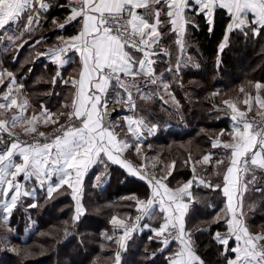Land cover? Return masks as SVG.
Masks as SVG:
<instances>
[{"label": "snow or ice", "instance_id": "obj_1", "mask_svg": "<svg viewBox=\"0 0 264 264\" xmlns=\"http://www.w3.org/2000/svg\"><path fill=\"white\" fill-rule=\"evenodd\" d=\"M193 4L198 6L194 11L206 17L209 31L212 30L214 12L217 8L226 10L230 16L224 40L219 45L220 51L228 41V33L239 30L245 35L251 32L252 36L256 37L261 34V29H264V0H69L67 7L71 14L65 17L63 22L53 19V24L63 29L66 24L78 21L82 24L81 30L77 35L67 39L58 37L60 45L49 49L48 54L54 61L63 64L67 61L62 60L61 55L74 49L80 54L82 71L78 80L63 81L71 82L77 87L72 104L64 105L71 107L72 111L59 114L66 115L71 123L61 124L50 142L41 144L35 140L37 136L48 140V134L38 131L36 123L43 118L45 124L49 122L58 124L59 116L53 120L52 114L45 109L40 116L32 115L26 118L24 113L27 101L18 104L12 95L16 81L12 73H7L9 79L5 86L8 87V92L2 97L5 103H0V117L13 107L17 108V113L10 120L0 118V133H7L12 137L11 142L5 145L3 137L0 136V145H3L0 146V198L12 194L10 201L5 200L3 203L6 213L10 214L17 207L22 196L35 194V188L28 189L21 182L35 177L40 187L45 188L48 198L64 185L72 189L75 201L73 219L78 221L86 211L81 204L82 177L91 165L98 161L102 162L103 154L108 161L122 165L151 186L147 200L129 197L136 202L137 212L141 214L136 216V223L128 226L124 219L112 218L111 224L122 231L114 242L122 249L125 248L132 232L138 230L139 221L143 217H154L156 213L153 209L158 205L159 212L165 214L161 217L160 227L152 229L154 232L152 239H157L161 245L158 251L163 252L173 241H179L180 244L179 249L167 257V264H205L197 255L191 231L186 230L185 226L184 218L193 199L192 192L189 191L193 181L189 180L181 187L172 189L164 182L167 175L157 178L155 174L142 173L131 162L122 160L118 154L131 146L125 141L118 140L114 129L104 123V113L107 110L106 96L113 82L118 88L125 90L126 102L133 109L136 104L132 92L128 91V86H134L138 92L140 91L136 77L143 75L149 78L147 83H157L158 77L153 67L156 60L153 57L161 53L170 56V52L160 43L165 35L160 30L163 25L171 26L169 31L177 36L174 42L179 46L180 52H184L187 47L184 41L186 27L189 24L196 26L192 18L185 15L186 10ZM51 6L48 0H0V37H4L12 25H17L23 20V27L15 35L6 37L13 43L20 41L16 47H23L27 43L23 33L28 32L30 35L34 26L39 25L41 21V12H47ZM161 14L166 19L162 20ZM180 67L181 60L178 58L175 69L179 71ZM168 71L172 69L169 68ZM4 75L0 72V85L4 84ZM125 77L128 79L125 80ZM168 87L169 85L164 84L165 90ZM254 88L257 92L255 96L249 93L248 98L239 101L245 106L244 110L235 102L223 101L231 109L233 113L231 119L235 122L234 130L230 134L232 142L222 143L217 139L212 144L214 148L222 144L224 149L231 152L222 187V193L227 197V213L224 216L227 230L224 233L217 231L213 235V239L224 246L221 255L226 256L229 251L234 254V258L228 259L227 264H264V233L250 232L243 221L242 193L247 190V184L238 192L237 202L233 204V193L237 191L235 185L238 182L234 178V173L239 172L242 175L250 173L254 181L258 170L264 172V98L259 95L260 90L264 89V84L256 83ZM243 91L244 89H241V92ZM253 102L259 111L249 118L248 114L253 112ZM126 119L128 130L142 135L140 129L147 127L143 119L133 120L131 117ZM17 125L21 126L26 135L35 134L33 139L22 141L17 133L11 131ZM147 130L150 133L154 131L153 128ZM139 151L137 146L136 152ZM210 155H205L202 158L203 162H209ZM216 163L221 164L223 161L218 160ZM192 170L195 173L194 166ZM73 175L75 186L70 182ZM53 177H57L56 183H53ZM193 179H196L195 175ZM97 180L99 181V177ZM198 183L213 190L221 188V185H212L203 179H199ZM186 199L188 202H185ZM29 207L37 205L33 203ZM215 222L220 223V217H217ZM105 237L113 239L107 234ZM230 241L235 242L234 247H228ZM150 255L155 256L156 253ZM115 260L116 264H119V251L115 253Z\"/></svg>", "mask_w": 264, "mask_h": 264}, {"label": "trees", "instance_id": "obj_2", "mask_svg": "<svg viewBox=\"0 0 264 264\" xmlns=\"http://www.w3.org/2000/svg\"><path fill=\"white\" fill-rule=\"evenodd\" d=\"M70 14L66 0H60L47 13L42 26L43 33L39 34L46 38L45 44L53 42L58 35L71 37L78 34L80 31L78 21L66 24L63 29L53 24V19L63 22ZM192 20L196 26L189 25L186 41L189 45L188 53L194 56L198 67L192 64L186 66L183 81L173 82L171 85L174 95L181 99L183 107V111L180 112L181 120L178 123L176 121L178 117L164 114L156 107H149L147 110L153 114L154 121L163 125L157 136L151 140V144L186 143L189 144L194 159H202L207 154H214L217 160L223 154L221 150H215L212 146L217 137L211 136L208 131H229L231 118L228 108L221 104L223 98L210 94L217 89L219 94L228 91L227 97L232 100L239 95L235 89L239 90L247 83L264 82V63L259 60L260 56L264 58V48L259 50L251 47L249 40L243 38L242 34L235 33L231 37L229 46L220 52L219 45L230 22L223 9L215 12L211 31L203 15H194ZM167 38L172 39L171 36ZM30 45V43L25 44L18 50L19 52L9 53L4 61V66L16 75H25L29 69H32L27 83L31 82V73L37 67L34 62L35 52L28 49ZM258 46L260 47V44ZM239 66H243L244 69L239 71ZM224 77H230L229 84H224ZM208 79L211 81L205 88L187 86L193 91L191 103L188 102L184 95L188 89L184 90L183 85H187L190 80L200 82ZM42 101L36 99V102ZM204 116L208 117L209 121H204ZM186 153L181 151L182 156ZM164 156L167 158L171 155L163 153L162 158ZM181 164L180 159H176L174 172L168 180L171 185L180 184L193 174L188 161L183 163L184 168ZM109 167L110 179L106 186L97 184L99 175L97 167L85 179L83 204L86 211L78 221L73 219L75 205L71 190L67 186L54 192L51 198L46 196L44 188H36L34 195L27 196L26 200L23 199L25 204L18 205L11 216V227L14 228V242L26 250L18 254L1 253L0 264H114L115 253L119 251L114 238H119L122 231L111 224L112 218L135 215L136 202L128 199V194L131 193L139 199L149 198L150 194L145 183L130 177L124 171L117 170L114 166ZM206 172L208 175L213 172V180L210 179L212 180L210 183L221 185V188L213 190L210 187H195L194 201L186 219V229L196 231L194 234L196 252L205 264H227V260L234 254L229 251L226 256L221 255L224 246L213 239L215 232L224 233L227 230L224 220L220 219V223L215 222L216 216L225 204L222 193L223 178L214 175L212 166L208 167ZM263 198L264 193L260 196L253 195L250 199V202H254V214L248 222L252 227L259 228L261 221L264 220ZM248 200L247 196L245 202L247 209ZM33 203L37 207H29ZM15 222L18 223L17 226ZM144 224L145 220L141 228L131 234L122 255V264H127L128 260L135 264H167L172 244L163 252H159L160 243L148 239L151 233L144 231ZM105 234L113 239H106ZM233 246L234 243L230 242L228 247ZM154 252L155 256L150 255Z\"/></svg>", "mask_w": 264, "mask_h": 264}, {"label": "crops", "instance_id": "obj_3", "mask_svg": "<svg viewBox=\"0 0 264 264\" xmlns=\"http://www.w3.org/2000/svg\"><path fill=\"white\" fill-rule=\"evenodd\" d=\"M48 2L52 6L50 7V9L47 12H43V11L41 12L42 18H41L39 25L34 26V30L32 31V33L30 35L28 32L23 33L24 39L27 40V43H25V44H28V43L31 44L28 49L29 50L31 49L33 52H35L34 62H35V65L37 67H36L35 71L31 73L33 75V76L32 75L30 76L31 82L27 83V79H28V76L30 75V72L32 71V69H29V71L25 75L20 76V75H16L11 70L7 69L4 66V62H3V64L1 65L3 69H2V71H0L3 73L4 72L12 73V76L14 77V79L16 81V86H13L12 95L17 99L18 104H23L19 100L25 96H26V98L31 99L30 101L27 102V107L32 108V110L34 111L32 113V115L40 116L41 112L46 109L48 113L52 114L53 120L56 119L57 116H59V123L58 124H52L51 122L45 124V123H43V118H41V120L36 123V126H37L38 131H43V132L51 130L53 128H56L61 122H63L64 120L67 119L66 115H59V114L65 113V112H66L65 114H67L68 112H70L72 110L71 107H64V105L70 106L72 104L73 98H74L75 93L77 91V87L74 86L71 82L64 83L63 81H65V80L71 81L73 79L78 80L80 78V73L82 71L80 54L77 51H75L74 49L70 50L69 55H67L66 57H64V54H66L67 52L61 55V59L67 61L66 63H63V64L57 63L56 61H54L52 59L51 55L48 54L49 49L56 48L60 45V41H59L58 37H61V35H58L55 37L53 42H51L50 44H48V43L45 44L46 38L44 36L41 37V35H39V34L43 33L42 32V26L45 22V17L47 15V13H49L60 2V0H48ZM195 9H198V6L193 4L191 8L186 10L185 15L188 17H191V18H194V15H196V16L203 15V14H199L197 11H194ZM218 9L219 8H217L215 10V12ZM215 12H214V15H215ZM225 12L227 13L226 10H225ZM227 16L230 18V16L228 14H227ZM161 19L162 20L166 19L163 14H161ZM205 19H206V17H205ZM213 19H214V17H213ZM249 20H251V16L249 17ZM23 23H24V21L21 20L19 22V24L12 25L9 28L8 32L5 33L4 37H0V45H3V47L5 49L2 52V55L0 58L3 59L4 61H5V57L7 55H9V53H11V52L15 53L14 51L19 52L18 50L21 49V47H19V48L16 47V45L19 44L20 41H16L15 43H13V42H10L6 37L10 34L15 35L23 27ZM189 25H193V24H189ZM189 25L186 27V34L184 36V41H185L186 45H187L186 37H187ZM81 27H82L81 22H78L79 30H81ZM170 27H171L170 25L165 24L160 29L163 33H165V35L161 39L160 43L170 52V56H165L163 53H161L159 56L153 57V59L156 60V63L153 65V67H154L156 74H157V77H158L157 83L156 84L147 83L146 81L149 78L141 75V76L136 77V83L139 85V89H140L139 92L136 90V87L128 86V91L132 92L133 100L135 101L136 107L134 109L130 107V105L126 102L127 94H126L125 90L118 88L116 85L112 84L109 87L108 92H107V96H106V99H107V110H106V112H111L112 110L116 109L118 111V115L116 117L108 116L106 118V120L104 119V123L110 125L114 129V132L116 133L118 140L125 141L126 143H128L131 146V147L127 148L126 150H124L122 153H119L118 155H120L122 160L131 162V164L135 168H137L136 164H137V158L139 156V153L136 152L137 146L139 147L140 150L143 149V147H145V148L150 147L151 146V140H153L157 136V133L159 132L160 128L163 127L162 124H159L158 122H154V119L152 116L153 114H151L147 109L149 107H156L158 110H160L164 114H170V115L175 114V116L178 117L177 122L180 123L179 120H181L180 119L181 113L178 112V110H176V107H174L173 104H171L173 97H174V93L172 91L171 85L173 82L174 83H181L183 81V79H184V77H183L184 73L183 72H184V69L186 66L192 64V65H194V67H196V65H197L194 56H191L190 53H188L189 52V45H187V47L185 48L183 53L180 52L179 46L174 42L177 39V36L175 33L169 31ZM245 31H247V29H245ZM235 33L242 34L243 38H245L246 40H249V43H250L249 45L251 47H253V48L256 47L259 50L264 48V44H263L264 29H261V34L259 36H256V37H253L251 32H248V34L245 35L244 32H241L239 30H234L231 33H228V41H227L224 49H226L229 46L231 37ZM167 36H171L172 39L169 40L167 38ZM62 37H64V36H62ZM71 37H73V36H71ZM64 38L67 39L69 37H64ZM36 41H40V43H36ZM258 44H260V47L258 46ZM222 51H220V52H222ZM38 54H43V55H38ZM137 58H139V54H137ZM178 58L181 60V67H180L179 71H177L175 69V65H176ZM189 58H190V60H189ZM259 60H260V62L264 63V58L262 56H260ZM197 67H198V65H197ZM169 68H171L172 71H168ZM57 73H59V75H57ZM4 77H5V80H4V84L2 87H5V88H4V91H2V93H3L2 97L5 93L8 92V87L5 85L8 84L9 78L7 77V75H4ZM54 78H55V82L53 83ZM124 79L127 80L128 78L125 77ZM257 83L264 84V82H257ZM164 84L169 85L167 90H165ZM19 85H22L23 87H19ZM15 89H18L19 91L14 92ZM31 89H33V90H31ZM250 90H248L247 92L243 91L240 99L236 98L235 101H233V99H232L231 102L237 103L238 107H240L241 110H244L245 106L242 103H239V101H243L244 99L248 98L249 93H251L253 96H255L257 94L254 86H253L252 90L251 91ZM240 91H241V89H240ZM259 95L262 98H264V89L260 90ZM142 96H147L148 98L143 99ZM36 99L43 100V101L42 102H36ZM2 103H5V101L3 100ZM12 109H14L17 112L16 107H13ZM228 111H229V116L231 118L233 113H232L230 108H228ZM257 111H259L258 106L255 104V102H253V112L248 114L249 118H252L253 116H255ZM6 114L9 116L10 111L7 110ZM24 115H25V113H24ZM127 117H131L133 120L143 119L144 124L147 125V127L146 128L142 127L140 129V132H142V135H138V134L128 130L129 126H128V122L126 119ZM4 119L9 120V117L4 118ZM234 124H235V122L231 119V128L229 131H227L229 136H227L226 138L225 137L224 138L217 137L214 139V141L219 139L222 143L232 142L230 134L234 130ZM148 128H153L154 131H152L150 133L147 130ZM214 149L215 150H221L222 151L221 153L223 155L219 156L216 160L215 155L211 154L209 162L205 163V162H203V159H201L200 163H201V165H204L205 167L212 166V169L215 170L216 175L223 178L225 175L226 169L230 163L231 152H230V150L224 149L222 147V144H221V146L215 147ZM114 154H116V153H114ZM207 155H209V154H207ZM17 160H19V159H17ZM218 160L223 161V163L217 164L216 161H218ZM109 166H114L117 168V170L124 171L130 177L135 178L138 181H141L143 183V181L139 175H133L122 165L115 164L111 161H108L106 156H104L102 154V162L98 161L97 163L91 165L82 177V182H81V186H80L81 187L80 195H81V204H82L84 209H85V207L83 204V198H84L85 179L87 178L88 174L94 168L97 167L99 170V175L97 176V177H99V181L97 180V184H101L102 187L106 186L108 184L109 179H110V176H109V172H110L109 168L110 167ZM161 177H164V176H161ZM193 177H194V173L192 174V176L188 180L181 182L177 186L171 185L168 182V180H167L168 176H167V179L164 181L168 185V187L172 188V189L181 187L183 184L187 183L189 180L193 181L192 187L189 189V191L192 192L193 199H192L190 207H189V209L185 215V218H184L185 219V226H186V219H187L188 213H189L191 206H192V203L194 201V189H195V187L196 188L197 187H206V186L198 183V180L201 179L200 177L195 176L196 179H193ZM234 178L238 182L235 185L237 191L233 193V204H235L237 202L238 192L242 189L243 185L247 184V190L243 191V193H242V202H243V212H244L243 221L249 229V226H248L249 219L247 220V218L245 217L246 216L245 202H246L247 196L249 199L248 204H251L252 202H250V199L253 195L260 196L264 193V172H261L258 170L256 172L254 181L252 180V175L250 173H246V174L242 175L241 173L237 172V173H234ZM56 182H57V177H53V183H56ZM70 182L73 183V185L75 186V176L74 175H73ZM223 185H224V179H223ZM64 186H67V185H64ZM34 188L35 189L41 188L39 185V182L36 183V186ZM231 188H232V185H230V189ZM44 190H45V188H44ZM70 190H71V194H72V189H70ZM127 196H128L127 198L129 199V197H131V196L133 197L134 195L130 193ZM28 197H30V196H28ZM147 199L148 198H145L143 200H147ZM185 202H188L187 199L185 200ZM74 205H75V201H74ZM226 206H227V197H225V204H224V207L222 208V212L224 213L223 217L227 213ZM135 209H136V213L133 217H131L130 215H123L126 217L125 218L117 217V218L124 219L125 223H127L128 220H132V219H134L135 216L140 214L137 212V208H135ZM153 211L156 213V215L154 217H152V218L143 217L142 220L143 221L145 220V224L143 225L144 229H145L144 231L151 233L148 239L155 241V242H158L157 239H152V237H154V232L152 231V229H157L160 227V225L162 223L161 217L165 214L159 212V206L158 205L153 209ZM252 216L253 215H251V217ZM222 220H224V218ZM190 231L192 233V239H193V231H195V230H190ZM257 233H264V231L263 232L257 231ZM116 239H118V238H116ZM116 239L114 238V240H116ZM128 241H129V239L126 241V246L123 249L120 247L119 244H117L118 250L120 252V260L122 258L121 256L123 255V253L125 252V250L127 248V245L129 243ZM193 241H194V239H193ZM230 242H233L234 246H235L234 241H230ZM171 244H172V247L170 249H172V250L170 253H168L169 256L172 255V253H173L172 251H174L175 249L178 250L180 247L179 241L172 242ZM232 258H234V256ZM114 264H116V261L114 262ZM119 264H122V262L120 261Z\"/></svg>", "mask_w": 264, "mask_h": 264}, {"label": "rangeland", "instance_id": "obj_4", "mask_svg": "<svg viewBox=\"0 0 264 264\" xmlns=\"http://www.w3.org/2000/svg\"><path fill=\"white\" fill-rule=\"evenodd\" d=\"M10 35H12V34H10ZM4 50L5 49H4L3 45H0V57H1L2 52ZM3 62H4V60L0 58V71H2V69H3L2 66H1L3 64ZM243 69H244L243 66H239V68H238L239 71H241ZM4 74L7 75V72H4ZM229 78L228 77H224V84H229V80H230ZM3 80H5V77L4 76H3ZM209 81H211V79L210 80L208 79L206 81H204V80L201 81L200 80V82H197V81H194L193 82V80H190L187 85H183V87H184L183 89L185 90V88H187V86L188 87H191L193 85H195L196 88L197 87L205 88L207 86V84L209 85ZM2 86L3 85H0V103H2V101H3V99H2V94H3L2 91H4V88H5V87H2ZM253 86H254V83H251V84L250 83H247L246 85L240 87L239 90L238 89H235V92L236 91L239 92V95H238L237 99H240V97L242 96V92L240 91V89H243L244 88V91L247 92L250 89L252 90ZM17 91H19V90L18 89H15L14 90V92H17ZM217 91H219V89H217ZM217 91L216 92L214 91V93H212L210 95L211 96H220V98H223L221 104H223L224 107H227V105L224 104L223 101H225V100L231 101L230 98L227 97L228 94H229V92L228 91L227 92L226 91H223V93L219 94V92H217ZM192 94H193V91L192 90L190 91L189 89L187 91H185V94H184L185 97L188 99V102H190V103H191V95ZM174 97L175 98L172 100L171 104H173L174 107H176V110H178V112L183 111V107L181 106L182 105L181 99H179L176 95H174ZM25 100L28 102L31 99H28L25 96V97L21 98L19 101L21 103H24ZM235 100L236 99H233V101H235ZM190 106H192V105H190ZM219 107H222V106H219ZM9 111H10L9 116L5 112L4 116L3 117H0V118H3L4 119V118L9 117V120H10L11 117L14 114L17 113L14 109H10ZM33 112L34 111L32 110V108L27 107L26 108V112H25V117L26 118L27 117H31V115H32ZM171 116L176 117L175 114H172ZM203 120L204 121H209V118L206 117V116H204ZM63 122H61V123H63ZM154 122H156V121H154ZM166 128H168V126H166ZM53 129H55V128H53ZM11 131L17 133L19 135V138H30L33 135H35V134H27L26 135L21 130V126L20 125H17V127L14 128V129H11ZM205 131H202V132H205ZM45 132H47V131H45ZM208 133L211 136L213 135L214 137H222V138L225 137L226 138L227 136H229L227 132L217 131V130H213V131L210 130V131H208ZM221 133H223V135H221ZM188 145L189 144H186V143H183V144L171 143V144H168V145H166V144L162 145V144H155L154 143V144H151L150 147H147V148L143 147V149H141L139 151V156L137 158V164H136V166H137V168L142 173L143 172H150V173L155 174V175H157L159 177L166 176L167 175L168 176V179L167 180H169L170 176L174 172L176 159H180V161L182 163L181 164L182 168H184V164L183 163L188 161L189 166L191 168H193V166L195 167V175H196V173L199 174L198 176L201 179H203V180H205V181H207V182L210 183L213 180L212 179L213 178V172H211L209 175L207 174L206 169L208 167H205L204 165H201V163H200V160L201 159H199V158H197V159L195 158L194 159L193 158V152L190 150V147ZM181 151H183L184 154H185V152H187L186 155L185 156H182L181 155ZM188 152H189V155H187ZM163 153L164 154L171 155V156H168L169 158L168 157L166 158L165 156H164V158H162ZM17 159H19V158L17 157ZM173 164H174V166H173ZM169 173H170V175H169ZM214 175H216L215 170H214ZM18 179H20V178L18 177ZM210 179H212V180L210 181ZM21 182L24 183V185L26 186V188L32 189V188H34L36 186V183L38 181H36V179L33 177V178L29 179V180H22ZM177 185H178V183L175 184L174 186H177ZM11 195L12 194L9 193V195L7 197L0 198V254L3 253V252H9V253L18 254L19 252L21 253L22 251L26 250L25 248H22V247L17 246L16 243L14 242V240H13V233H14V230L13 229L14 228L11 227V216L15 212V209L17 207L14 208L10 214L9 213H6L4 211V209H3V203H4V201L5 200L10 201ZM23 199L26 200V197L22 196L20 198V200L18 201L17 206L20 205V204H25V201H23ZM26 203H28V201ZM249 205L250 206H249L248 209H247V204H246V208H245V210H246L245 211V213H246V216L245 217L247 218V220L248 219L250 220L252 218L251 215L254 214L253 213L254 212V207H253L254 206V202L251 203V204H249ZM223 214L224 213L221 211L216 216V218L217 217H220V219H223L224 218L223 217ZM120 217L121 218H125L126 216L121 215ZM129 221H131V220H128L127 223ZM213 221H211V222L213 223ZM203 223L204 222H202V224ZM261 223L262 224L259 226V228H257L256 225H255L256 227H252L248 223L250 232H252V233H257V231H262L263 232L264 231V220H262ZM14 224L16 225L18 223L15 222ZM255 224H257V223H255ZM195 232L196 231H193V239H194ZM194 243H195V239H194ZM176 250L177 249H175L172 252L174 253ZM121 257H123V256H121ZM120 261L122 262V258H121ZM125 262L126 261L123 259V263H125ZM127 264H135V262H130L128 260L127 261Z\"/></svg>", "mask_w": 264, "mask_h": 264}, {"label": "built area", "instance_id": "obj_5", "mask_svg": "<svg viewBox=\"0 0 264 264\" xmlns=\"http://www.w3.org/2000/svg\"><path fill=\"white\" fill-rule=\"evenodd\" d=\"M68 2H69V0H66V4L68 5ZM69 51L66 53V54H64V57H66L67 55H69ZM113 85H115V82H113ZM72 111V110H71ZM110 113L111 112H105L104 113V119L106 120V118L108 117V116H110ZM258 118V117H257ZM106 122V121H105ZM68 123H71L70 121H68L67 119L63 122V123H61V124H68ZM60 124V125H61ZM60 125L58 126V127H56L55 129H52V130H49V131H47V132H45L46 134H48V140H45V138H43V137H35V140L36 141H38L39 143H41V144H43V143H45V142H50V140H51V138L56 134V130L60 127ZM0 136H2L3 137V141H4V144L6 145L7 143H10L11 142V140H12V137H9L8 135H7V133H0ZM35 135H33L32 137H30V138H20L22 141L23 140H27V141H31L32 139H33V137H34ZM0 146H3V145H0ZM143 173H145V174H152V173H150V172H143ZM194 175H195V173H194ZM199 174H197L196 173V177H199L198 176ZM157 178H159V176H157V175H155ZM142 181H143V183H145L147 186H148V188H149V194L151 193V186L147 183V181L146 180H143L142 179ZM138 215H140V214H138ZM135 218H136V216L134 217V219H132L131 221H129L128 223H126V225H128V226H130V225H132V224H134V223H136V221H135ZM143 219V218H142ZM140 220L139 221V228H141V226H142V223L144 222L143 220ZM139 228H138V230H139ZM135 231H137V230H135ZM135 231H133V232H135ZM132 232V233H133ZM173 242H175V241H173Z\"/></svg>", "mask_w": 264, "mask_h": 264}, {"label": "water", "instance_id": "obj_6", "mask_svg": "<svg viewBox=\"0 0 264 264\" xmlns=\"http://www.w3.org/2000/svg\"><path fill=\"white\" fill-rule=\"evenodd\" d=\"M118 115V111L116 109L112 110L110 113V117H116Z\"/></svg>", "mask_w": 264, "mask_h": 264}]
</instances>
